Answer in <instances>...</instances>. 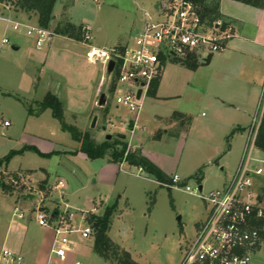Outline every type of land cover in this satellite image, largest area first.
<instances>
[{"label":"rangeland","instance_id":"rangeland-1","mask_svg":"<svg viewBox=\"0 0 264 264\" xmlns=\"http://www.w3.org/2000/svg\"><path fill=\"white\" fill-rule=\"evenodd\" d=\"M164 1L57 0L48 30L54 33L57 25L70 22L86 29L84 35L90 39L83 36L82 41L69 39L71 42L54 35L39 51L34 36H28L23 28L15 31L6 23L9 20L36 26V19L28 20L21 11L16 12L24 16L21 14L17 19L11 15L3 17L15 10L0 4V174L12 172L0 183L10 187L12 194L24 203L21 222L26 223L30 233L40 234L43 230L32 219L28 220L35 216L31 212L36 210V200L42 201L40 205L45 210L43 204L51 195L58 213L72 214L73 226L79 230L88 227L83 221L87 213L101 217L107 208L114 206L108 236L137 264H182L185 251L195 239L197 226L206 220L211 209L203 200L186 193L185 185L192 189L201 185L203 193H208L232 182L243 156L250 123L257 126L260 109L250 116L251 122L244 125L245 130L231 137L232 131L224 132L213 121L210 92L199 85L198 79H203L210 68L194 72L180 62L170 61L163 67L155 95L143 98L136 119L135 113L115 102L116 95L127 88L117 87L114 71L108 75L104 65L86 60L85 44L120 52L127 43L132 44L143 25L144 12L152 14L154 5ZM206 1L211 4L216 0ZM3 38L7 44H1ZM13 47L19 49L15 51ZM104 71L107 82L100 95L106 94L107 102L106 106H98L99 97L94 98L93 92ZM47 92L60 99L62 118L67 125L88 133L96 144L107 141V135H111L110 140L118 134L125 135L127 146L129 143L141 147L150 162L166 174L178 176L180 182L172 187L160 186L128 164L118 168L119 163L107 161V156L83 162L62 158L78 149L70 135L61 131L50 111L40 117L27 113L28 106L38 111L36 103ZM175 113L182 117L172 119ZM94 118L96 122L91 127ZM135 119L136 128L131 133L130 124ZM170 123L175 125L169 127ZM55 150H60L61 156L45 157ZM135 150L127 148L129 153ZM12 151L19 153L4 160ZM253 154L261 157L263 153L256 149ZM198 172L204 180L201 184L194 177ZM59 180L64 187L54 190ZM40 187H44L43 191ZM255 192L264 203V178H256ZM1 195V202L5 199L8 208L0 205V239L13 213V207L9 209L12 198ZM12 219L20 221L15 216ZM53 234L44 237L45 244L51 242ZM70 239L78 251V263L109 264L92 251V234L82 238L74 233ZM249 259L248 264H264V251L252 252Z\"/></svg>","mask_w":264,"mask_h":264},{"label":"built area","instance_id":"built-area-1","mask_svg":"<svg viewBox=\"0 0 264 264\" xmlns=\"http://www.w3.org/2000/svg\"><path fill=\"white\" fill-rule=\"evenodd\" d=\"M142 27L136 32L132 44L120 52L116 49L104 50L86 45L85 57L88 63H100L107 67L114 61L117 70L116 85L126 86L122 94H117L115 102L135 113L141 109L142 100L147 96L152 83L160 79L165 63L176 61L184 63L187 56L196 55L204 63L211 55L224 51L227 42L233 37L232 27L221 20L207 24L202 20L199 7L191 0H165L157 3L153 13L144 12ZM12 29H25L28 36H34L35 47L41 50L51 41L54 33L39 26H27L18 22L6 21ZM84 31L86 29H83ZM85 34V33H84ZM90 39L89 35H84ZM3 38L1 44H7ZM104 78L101 85H103ZM137 91L140 95L137 98ZM260 118L257 126H252L244 147V154L232 182L219 190L203 193L199 186L195 189L185 185L184 191L211 206L206 220L197 226L194 241L185 251L182 264H248L252 252L264 251V203L255 192L256 178H264V153L254 156V141L264 112V91L258 106ZM180 182L176 175L172 177V187ZM58 182L54 189H61ZM38 201L35 210L36 223L50 228L54 233L50 250L51 258L62 260L73 246L70 236L78 233L82 238L92 234L91 227L75 229L72 215L46 213ZM15 215L19 218L21 214ZM3 264H21V257L3 250ZM81 264V263H75Z\"/></svg>","mask_w":264,"mask_h":264},{"label":"crops","instance_id":"crops-1","mask_svg":"<svg viewBox=\"0 0 264 264\" xmlns=\"http://www.w3.org/2000/svg\"><path fill=\"white\" fill-rule=\"evenodd\" d=\"M155 6L156 4L154 5V7ZM219 13L222 16L221 20L228 23L232 27L233 37L227 42L224 51H222L219 54L213 55L207 64L203 63L202 65L198 59L199 65L193 71L199 72V70L204 67L210 68V71H208V74L204 76L203 79L200 78L198 79L199 83H201L199 85L202 86L204 89H207L208 92H210V99H211L210 107L213 112V121L217 122V124H219L220 129H222L224 132L229 131L230 133L231 131H234L233 135H235L245 130L246 126L244 125H247L249 124V122H251L250 116L252 117V115H254L258 111V106L261 100L262 92L264 91V4L260 8H255L233 0H219ZM21 14L24 16V13H18L16 11L15 12L8 11L6 14H4L3 17H7L11 15L15 19H17L19 16H21ZM55 37H58L62 40L71 41L61 36H55ZM12 49L16 51L19 48L13 47ZM103 78L105 81H103V85H101ZM105 78L107 77L105 76V71H104V73L100 75L97 88L93 92L94 98H98V97L100 98V92H102V88L105 86L107 82ZM39 80L40 77L38 76V81ZM48 93L50 92H47L46 94ZM102 94L105 97L104 105L106 106V102H107L106 94L104 93ZM46 111H50V110H45L40 115L37 116L35 115L32 117H40ZM136 119L132 121V123L130 124L131 133H133L134 129L136 128ZM174 125L175 123H170L168 126L173 127ZM251 128L252 126L250 123V129L248 132L249 134ZM249 134L247 136V140ZM118 135H123V134H118ZM125 140H126V136H125ZM76 145L78 147L77 143ZM128 146L130 148L138 149L140 151L142 149L141 147L130 145L129 143ZM77 147L75 149H77ZM55 151L60 152V150H55ZM66 151H73V150H66ZM61 157L67 160H76L78 162H83L88 160L81 153H78L76 155H68L66 157L63 156ZM125 164H126L125 162L118 164V168ZM154 165L158 167L156 164ZM236 171L237 169L235 170L234 173H236ZM162 172L171 179L174 176V175L170 176L166 174L164 171ZM8 173H12V172H2L0 174V180L2 178H6V175ZM45 173L47 175H50L47 172ZM202 181H204L203 178L201 179L200 184L202 183ZM59 182L61 183V187H62L61 189H63L64 187L63 182L60 180ZM227 183L228 182L224 184V187L227 185ZM201 190H202V186H201ZM0 193L2 194L1 196L12 198V202H9V206H10L9 209L13 207L12 216L8 220V224L6 225L4 234L0 239V264L4 263V260L2 258L3 250H7L21 257L22 259L21 264L78 263L76 261V258L78 256V251H75L74 241H72L73 246L71 248V251L65 256L64 259L54 260V258H51L50 250L53 243V239L51 240V242H47V244H45L44 237L46 235H50L51 232L53 233V231L50 228L42 227L43 230L41 231L40 234L34 232L30 233L28 226H26V223L21 222L24 220V211H25L24 209L26 208L24 203L20 202L18 196L12 194V192L11 194H7L0 189ZM50 198H46L43 206L45 210L49 209L47 211L48 213H53L55 211L57 212L58 208L54 207L52 203L54 202L53 197L51 199ZM3 202H1L0 199V205L2 204L3 207L8 208L7 201H5L4 199ZM36 202H38V200H36ZM55 202H58V199H55ZM16 209L18 210L17 213L22 215L21 218L15 215L14 211ZM45 210L43 209V211ZM31 213L35 214V212H31ZM14 216L20 221H14L12 219V217ZM30 219L36 222L35 216L29 218L28 220ZM81 250L83 249L81 248L80 251Z\"/></svg>","mask_w":264,"mask_h":264},{"label":"trees","instance_id":"trees-1","mask_svg":"<svg viewBox=\"0 0 264 264\" xmlns=\"http://www.w3.org/2000/svg\"><path fill=\"white\" fill-rule=\"evenodd\" d=\"M57 0H0V4L8 5L15 11L24 12L28 19L35 18L36 24L42 29H49L53 22V9ZM199 7V13L203 21L207 24H211L217 20H221L222 16L219 13V0L208 4L206 0H191ZM245 5H249L255 8H260L264 4V0H233ZM223 21V20H221ZM84 32L82 27H76L70 22L59 24L54 29V34L68 39L76 41H82L84 39ZM199 65V61L196 55L192 54L187 56L183 63V66L189 67L191 70H195ZM117 70H114V76L117 79ZM159 79L154 81L150 86L147 95L154 96L158 87ZM113 90V89H112ZM38 111L34 112L31 106L27 107V113L29 116H37L43 113L45 110H50L52 117L58 121L62 132H66L70 135L71 139L78 144V149L74 152L67 153L68 155H76L81 153L88 160L104 159L108 157V161L112 163L125 162L131 167H135L146 174L148 177L157 182L160 186H171L172 179L165 175L158 167L145 158L141 151L136 149L132 153L127 151V142L116 138L114 140L104 141L101 144H96L91 140L88 133L80 132L76 127L67 125L62 118V103L57 96L53 94H46L41 102L36 103ZM176 117H182L181 114L175 113L172 119ZM234 133L232 131L230 136ZM255 148L264 153V112L261 117V124L259 125L257 135L254 141ZM35 151L39 153L36 149ZM19 152H10L4 160H8L13 155ZM41 154V153H39ZM61 152L55 151L45 155V157L60 156ZM198 184L201 181V172L194 175ZM0 189L7 194H11L12 189L6 185L0 183ZM44 187H40L43 191ZM115 207L111 206L107 208L104 214L100 217L93 213H87L83 218V221L92 228L93 239V251L102 260L109 264H137L127 251H123L116 245L108 236L110 229L111 217L114 213ZM58 212V211H57ZM95 225V227H94Z\"/></svg>","mask_w":264,"mask_h":264},{"label":"water","instance_id":"water-1","mask_svg":"<svg viewBox=\"0 0 264 264\" xmlns=\"http://www.w3.org/2000/svg\"><path fill=\"white\" fill-rule=\"evenodd\" d=\"M53 19H54V17H53ZM211 57H212V56L209 55V56L205 59L204 64H207V63L209 62V60H210ZM114 65H115L114 61H109L108 65H107V67H106V73H107L108 75L111 74V73L113 72ZM139 95H140V91H137V98L139 97ZM104 103H105V97H104V95L102 94V95H100V98H99V101H98V106H103ZM95 122H96V118L93 119L92 124H91V127H94ZM117 138H119V139H121V140H125V136H124V135H118ZM110 139H111V135H107V136H106V140L108 141V140H110ZM199 190H201V186H199ZM56 215H57V212H56V211L53 212L52 215H51L52 219H55V218H56ZM94 227H95V225H94Z\"/></svg>","mask_w":264,"mask_h":264}]
</instances>
